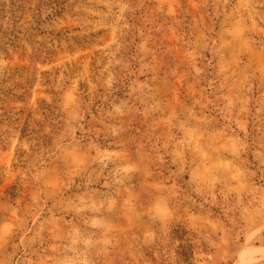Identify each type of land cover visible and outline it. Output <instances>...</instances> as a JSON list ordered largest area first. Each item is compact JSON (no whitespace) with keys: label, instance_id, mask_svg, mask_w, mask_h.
Here are the masks:
<instances>
[{"label":"rangeland","instance_id":"rangeland-1","mask_svg":"<svg viewBox=\"0 0 264 264\" xmlns=\"http://www.w3.org/2000/svg\"><path fill=\"white\" fill-rule=\"evenodd\" d=\"M0 264H264V0H0Z\"/></svg>","mask_w":264,"mask_h":264}]
</instances>
